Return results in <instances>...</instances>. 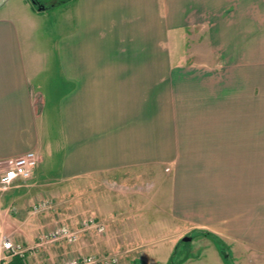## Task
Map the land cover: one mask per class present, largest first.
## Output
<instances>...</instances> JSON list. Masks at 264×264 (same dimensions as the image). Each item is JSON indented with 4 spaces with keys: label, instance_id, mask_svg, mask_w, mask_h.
I'll list each match as a JSON object with an SVG mask.
<instances>
[{
    "label": "crops",
    "instance_id": "0c3cea01",
    "mask_svg": "<svg viewBox=\"0 0 264 264\" xmlns=\"http://www.w3.org/2000/svg\"><path fill=\"white\" fill-rule=\"evenodd\" d=\"M234 2L227 21L223 9ZM12 5L0 0V172L4 160L27 151L44 159L58 151L47 143V95L27 59L36 22ZM69 10L71 25L52 45L55 80L67 85L52 102L57 182L165 168L169 224L259 250L264 264V0H72ZM206 18L223 57L183 63L174 33ZM39 164L29 180L0 190V227L27 248L23 257L0 254V264L89 253L86 232L68 249L38 245L55 226L32 212L48 193Z\"/></svg>",
    "mask_w": 264,
    "mask_h": 264
},
{
    "label": "rangeland",
    "instance_id": "374dc122",
    "mask_svg": "<svg viewBox=\"0 0 264 264\" xmlns=\"http://www.w3.org/2000/svg\"><path fill=\"white\" fill-rule=\"evenodd\" d=\"M38 1L37 7H32L35 13L31 7L28 11L21 7L23 0H9L18 9L21 19L36 22L26 45L27 59L31 62L34 85L40 83L41 91L47 95L42 118L47 123L45 132L48 131L50 136L46 138L47 143L51 142L52 148L58 147V151L43 153L45 159L39 156L42 158V161L39 160V172L46 175L44 180L48 192L44 199L51 202V208L37 215H43L55 226L66 224L71 228H79L90 217L105 223L106 231L103 233L84 231L92 240L88 254L113 256L117 259L114 264H168L171 260L172 264H257L259 250L250 251V248L247 250L242 245L222 239L228 252L225 259L213 239L201 233H186L187 227L182 225L177 228L169 224L166 206L170 200V178L165 168H139L57 182L53 166L61 157L58 143L60 130L52 102L67 85L60 79L55 80L60 73L55 72L57 59L52 45L55 38L68 31L71 25L69 7L72 0ZM234 8H239L235 2L223 9L222 15L227 14L223 16L225 20L229 21L230 11ZM213 19L216 20L215 17ZM211 21L206 18L203 22H192L174 33L175 55L183 63L217 61L223 57L218 49L212 48L211 28L214 25L211 26ZM49 122L53 124L49 125ZM187 235H191L192 240L182 241ZM56 242H61L68 249L78 241ZM174 244H177L176 249L168 260L167 252Z\"/></svg>",
    "mask_w": 264,
    "mask_h": 264
},
{
    "label": "built area",
    "instance_id": "2783aa9c",
    "mask_svg": "<svg viewBox=\"0 0 264 264\" xmlns=\"http://www.w3.org/2000/svg\"><path fill=\"white\" fill-rule=\"evenodd\" d=\"M40 160L39 154L30 150L22 155L6 159L2 162V169L0 172V190H8L14 186L18 181L29 180L38 165ZM48 208H51V202L43 199L32 206L33 213H40ZM87 230H95L98 233L106 231L105 223L98 221L94 217L84 220L79 228H71L68 225H56L50 230L44 232L38 241L39 246H45L59 240H65L69 243H75L79 240L82 232ZM27 248L19 242H15L7 236L0 227V254L11 256H25ZM117 259L113 256H93L86 254L83 256L71 257L59 262H48L46 264H114Z\"/></svg>",
    "mask_w": 264,
    "mask_h": 264
},
{
    "label": "trees",
    "instance_id": "16d2710c",
    "mask_svg": "<svg viewBox=\"0 0 264 264\" xmlns=\"http://www.w3.org/2000/svg\"><path fill=\"white\" fill-rule=\"evenodd\" d=\"M30 1L32 3L33 7H37V4L39 3L38 0H30ZM202 234L207 236V237H209V238H211V239H213L215 244H216V246L219 249V252L223 254L225 259H227L226 257L228 256V252L225 251V248H224L225 246H224L223 240L219 236H217L216 234H213V233L208 232V231L203 232ZM168 264H172V260Z\"/></svg>",
    "mask_w": 264,
    "mask_h": 264
},
{
    "label": "water",
    "instance_id": "95a60500",
    "mask_svg": "<svg viewBox=\"0 0 264 264\" xmlns=\"http://www.w3.org/2000/svg\"><path fill=\"white\" fill-rule=\"evenodd\" d=\"M192 240V236L191 235H187V236H184L183 238H182V241H191Z\"/></svg>",
    "mask_w": 264,
    "mask_h": 264
}]
</instances>
